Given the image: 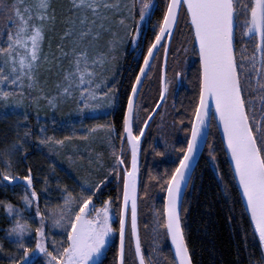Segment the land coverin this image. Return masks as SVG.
<instances>
[{"label":"snow or ice","instance_id":"1","mask_svg":"<svg viewBox=\"0 0 264 264\" xmlns=\"http://www.w3.org/2000/svg\"><path fill=\"white\" fill-rule=\"evenodd\" d=\"M73 12H82L79 19L81 28H75L76 21H69L68 28L61 40L72 39L74 47L64 52L58 45L61 57L72 56L70 70H65L62 81L57 82L56 95L44 96L50 108L57 107L58 98H67L79 91L82 103L79 112H98L102 109H112L119 102L118 89L113 86L107 91V81L97 82L96 67H104L109 57L107 54L90 58L87 48L78 50L89 37L98 39L99 32H93V26L100 20L99 28H104L107 15L104 12L119 13L121 8L127 9V17L121 16L119 25L124 31L122 37L113 33L109 41V51L117 44H129L134 53H140L142 64H137L139 71L135 74L134 82H130V94L126 97V109L122 113V133L120 134L121 149L126 138L131 149V170L124 169L123 175L118 171L125 163L121 155L117 154L114 146L111 152L112 165L103 171L96 180L78 177L75 180L79 191L73 193L67 186L60 188L63 203L55 208L46 207L42 212L39 207L38 193L34 187L32 169L29 167L25 175H18L14 171L13 157L23 151L26 159L27 148L33 133L30 127H24L19 135L21 123L18 121L17 139L11 146L0 151V187L19 184L23 195L19 197L25 206L17 208L11 203L0 201L5 215L12 220V225L6 230L7 237H15V251L9 254L12 264H34L37 253L44 257L43 264H102L101 257L111 247L114 236L118 235L119 246L114 257V264H126V234L135 241L134 255L138 264H153L146 259L138 232L137 210V173L138 153L144 128L134 135L133 124L139 116L140 108L136 97L140 92L142 78L147 77L153 67V61L158 59V49H163L165 55L168 45L165 40H171L174 28L177 26L181 13L186 15L191 30L192 52L198 56L197 70L199 82L198 102L192 110L191 127L186 135V146L172 147L177 153L178 164L171 170H165L156 179L160 189L166 191L161 211L155 213L154 223L166 230L167 236L174 246L175 264H193L192 256L185 239L182 227V212H187L181 194L185 193L196 183V167L198 153L201 146L208 144L210 118L218 117L222 127L223 140L226 142L227 154L230 155L229 165L233 175L231 179L238 181L241 190L244 211L250 214V222L254 225V234L258 236L261 248V262L264 264V0H165V7L161 9L162 18L153 22L152 17L159 8L158 0H130L121 4V0H71ZM138 5V7H137ZM21 0H0V20H7L4 28H0V36H7L0 46V119L9 113L15 115L18 109H23V122H28V107L37 97L29 96V105L25 106L24 98L27 88L37 90L39 85L38 68L41 61L42 45L45 40L46 25L54 23L55 16L49 15L50 0H35L34 4L24 7L21 13ZM87 13H91L89 20ZM131 20V23H127ZM110 30V29H105ZM152 34L149 40L148 34ZM184 51L187 53L188 49ZM114 58V57H113ZM135 59V55L133 57ZM47 61V57H44ZM182 76L177 73L178 80ZM169 91V81L166 75L161 77L160 102L166 98ZM19 97L20 99H17ZM104 101V103H101ZM160 103L156 104V108ZM37 120L39 110L37 109ZM152 119L149 115L144 121L145 127ZM53 125L56 121H52ZM40 135L37 136L38 145L48 147L52 152L62 148L65 140L47 136V128L38 125ZM106 128L109 136L116 131L114 123L98 125ZM96 127L90 132L96 131ZM166 150L168 145H165ZM163 156L164 152H157ZM71 161V158L69 157ZM206 166L211 165L215 170L219 184L228 194V185L217 163L215 148L208 144ZM103 169L104 165L100 164ZM55 174V166L50 169ZM122 180V204L117 212H113V204L117 197L109 196L102 200L104 188L112 182ZM47 191L48 178L44 179ZM95 198V199H94ZM100 200L101 206H96ZM34 208L35 220L38 226L33 229L32 223L24 216V212ZM115 216V219H114ZM231 219V217H229ZM50 221V228L63 230L65 239H49L50 228L46 222ZM118 221L119 227L113 224ZM147 228V225H145ZM46 228L49 230L46 231ZM34 232V247H29L30 237ZM51 249V250H50ZM0 251L3 246L0 245ZM249 264H252L250 261Z\"/></svg>","mask_w":264,"mask_h":264},{"label":"trees","instance_id":"2","mask_svg":"<svg viewBox=\"0 0 264 264\" xmlns=\"http://www.w3.org/2000/svg\"><path fill=\"white\" fill-rule=\"evenodd\" d=\"M65 1V0H64ZM64 1H61L62 7H64ZM58 5V7L61 6ZM159 8L152 17L153 22L162 18V11L165 7V0H158ZM60 10H62L60 8ZM64 9L62 10V12ZM65 18V16H64ZM63 18V19H64ZM6 20V19H5ZM3 20L2 23L5 22ZM187 17L181 13L180 21L182 26H180V34L183 35L184 25L186 23ZM183 33V34H182ZM178 34V33H177ZM149 40L152 39V34L148 36ZM183 36L173 39L169 50L170 58L173 55L174 50L176 53L182 49L185 45L183 41ZM177 48H174V45ZM172 54V55H171ZM119 61L116 64L117 70L114 74V78L122 77L123 82L119 84L120 92V103L117 108L114 117L109 119V122L114 123L116 126V131L112 134L118 135V143L121 144L120 134L122 133V113L126 109V97L130 94V82H134L135 74H138V63H129V58H126L125 48L118 56ZM126 58V59H125ZM141 64V63H140ZM189 67L186 68L184 75V83L180 88L179 105L180 110L177 113V125L182 126L184 129L185 136L181 142V146H186V135L190 131V121L192 119V110L198 102L199 94V82L197 70L199 68L198 56L194 55L193 52L189 55L188 59ZM126 70L125 73L120 74L119 70ZM161 70V64L159 66ZM148 84L143 89L139 99V108L142 109L141 116L139 118V129L143 127L144 121L147 119L149 114L152 112L156 106L161 91V71L151 70L149 73ZM160 85V86H159ZM29 103H25L28 106ZM43 104H37L39 109V120H37V114L33 113L31 110L32 104L28 107V122H23L22 114L19 111L15 115L9 113V115L0 119V151H3L11 146L13 142L17 139V122L21 123L19 128V135L23 134L24 127H30L32 130V137L30 142L25 144L27 148L26 159H22L21 156L25 155L23 151L17 153L13 157L14 171L18 175H25L27 169L30 167L32 169V174L34 177V187L38 193L39 197V207L43 212L46 207L55 208L57 205L63 203V198L61 195L60 188L67 186L69 191L77 193L76 189L78 186L75 180L78 177H87L92 180L97 179V175L100 178L104 170L102 171H87L90 169L92 162L94 160L95 148L102 147L98 153L102 155L104 146L98 143L96 140L93 141L92 146H86L78 142L75 146L65 145L60 148H56L54 151L50 152L48 147L38 145L37 136L40 135V129L38 125H44L47 128L46 135L52 136L58 139L54 134L58 133L57 129H61V124L66 123L68 119V113H70V107L67 108L65 104L61 105L58 110L47 113L41 112L40 109ZM51 109V108H49ZM0 110L3 109V105L0 104ZM37 113V112H36ZM68 114V115H67ZM159 114V113H158ZM55 120L56 124L53 125L52 121ZM65 120V121H64ZM108 122V123H109ZM107 130V129H106ZM149 134H155L149 130ZM138 132V131H137ZM97 134V132H94ZM111 134V136H112ZM208 144H211L215 148V155L217 156V163L219 168L224 175L225 182L228 185V194L225 195L224 188L219 184L216 173L214 172L211 165H207L205 161L208 157ZM208 144H206L205 149L198 160V166L196 167V183L194 187H190L184 196V207L188 211L182 212V227L184 228L185 239L188 244L190 254L194 264H258L261 262V248L259 246V241L257 235L254 234L253 226L250 222L248 214L244 211V205L236 184V181L231 179L233 175L229 165V161L226 156L225 148L223 146L221 136L216 124L215 119H211L210 131L208 136ZM111 146V144H110ZM104 150L105 160L107 158V168L111 156L112 149ZM154 143L148 148V151L143 150L141 155V165H140V186H139V196L143 204L139 203V222L143 227L141 228L143 232L145 231V236L147 240L151 238L154 240L160 238L159 242L161 251L164 252L160 254L157 251V255L153 256L151 253V259L153 264H175L174 256L171 251L166 230L159 228L156 225V236L151 231L149 222L151 217L148 213L149 209V194L153 193V201L156 202V208H153V215L158 211H161L164 204L165 191L160 189V184L156 179L152 177H158L165 172V170H171L178 164L177 156L171 155L170 158L157 155L156 151H151ZM83 150V151H82ZM92 151L94 152L92 154ZM171 152H169L170 154ZM71 158V161L69 160ZM167 158L168 160L164 159ZM157 158V159H156ZM113 159V158H112ZM123 159L126 165H129V151L127 147L123 150ZM101 161V159L99 158ZM112 164V163H111ZM52 166H55V174L53 175L50 171ZM96 168V166L92 165ZM3 164L0 163V168ZM48 178L47 191H43L45 188L44 179ZM60 185V188L57 187ZM23 195L22 187L17 185H10L7 187H0V201L13 204L17 208H24L25 206L20 201L19 197ZM24 216L29 219L32 223L33 229L38 226V218L35 220L31 219L34 216V208L28 209L24 212ZM231 217V219H229ZM150 218V219H149ZM50 228V221L46 222ZM12 225V220L5 215V210L3 206H0V245L3 246V251H0V264H12L9 257L10 253L15 251V237H7L6 230ZM147 225V228L145 227ZM140 229V235H141ZM49 229L46 228V231ZM63 230L59 229L58 232L54 231V228H50L49 238H54V234L60 236ZM29 247H34V232L29 238ZM151 243V245H150ZM133 244V243H132ZM129 243V247L126 253V264H138L137 259L134 255V247ZM147 245L152 246V242H148ZM118 249V241L115 242V249L113 253L110 254L111 263L114 264V257ZM42 264V263H41Z\"/></svg>","mask_w":264,"mask_h":264},{"label":"rangeland","instance_id":"3","mask_svg":"<svg viewBox=\"0 0 264 264\" xmlns=\"http://www.w3.org/2000/svg\"><path fill=\"white\" fill-rule=\"evenodd\" d=\"M61 1H64V0H50L51 8L49 9V15L54 14L55 21L54 23H49L46 25L45 40L42 45L41 61H40L39 68H38L39 85L37 86V90L29 91L27 88L24 89L25 91L24 104L29 103V99H28L29 96L37 97L38 99L31 103L32 104L31 110L33 109V113L35 114H37L36 113L38 109L37 104L39 103L43 104V106L40 108L42 109L41 112L43 113H47L46 111L48 110H50L51 112H55V110H58L61 105L63 104L67 105L66 106L67 108L70 107V113H68L69 115L67 114L69 117L66 123L61 124V129H57L58 133L60 134H54L59 140H63L65 137H70L71 139L65 140L64 144L71 145V147L75 146L78 142H80L81 145L85 144L87 147L92 146L93 141L96 140L98 143H101L102 146H104L103 148L104 150H106V152L109 149L107 145L110 146L111 144L110 149L113 150L112 146H114L117 151V154L118 155L122 154L121 157H123V153L120 152L121 144H119L118 141H116V137H114L115 135L112 134V136L110 137L106 128L96 127L98 125H106L109 122V119L111 117V114L114 111L115 106L112 109H102L95 113L88 111L82 115L78 111L79 108L82 107V103L78 104L77 102L80 99L78 90H74L73 95L71 97L58 98L56 108L49 109L50 107L48 106L47 101L43 99L44 96H53L57 94L58 92L56 88L57 82L62 81L65 70H70L72 67L71 54H69V56L67 57H61V52H60V49L58 48V45L62 46L64 52L70 53V49L74 47L73 40L72 39L61 40V37L63 36L64 32L68 28L69 21H76L75 28L77 29V31H79V29L81 28V25L79 24V19L81 15L84 14L82 12H73L71 0H65L64 7H62ZM8 2L11 3V2H14V0H8ZM34 2L35 0H21L22 15H27L26 13H24V10H23L24 7L31 6L34 4ZM129 2L130 0H121L122 5L125 3H129ZM59 4H61L60 7H58ZM60 8L62 10L64 9V11L62 12ZM102 14H106L108 17L107 20L104 21V28L101 29L98 27L100 23L99 19H97V24L93 26V32L94 33L99 32L98 39L92 40L91 37H89L88 40H86L83 44L78 46V50L87 48L88 55L90 58L96 57L100 55L101 53L107 54L109 59L104 64V67L101 68L97 66L95 69L97 73V82H100L102 80L107 81V88H103V91H107L109 88H112L113 86H115L119 91V84L121 83V81L123 82L122 77L114 78V74L116 72L115 70L116 64L119 61L118 56L120 55V53H122V51L125 48L126 58L128 57L129 58L128 62L131 63L132 57L135 54L133 51H131L132 46L129 44H123V45L117 44L114 50L109 51V41L113 39V35H112L113 33H116L117 37H122L124 35V31L122 27L119 25V19L121 18V16L127 17V9L122 7L119 13H115L112 11H108L105 13L104 10H102ZM87 16L89 20L92 19L91 13H87ZM2 22L3 20H0V28L5 27V25L7 24V20H5L4 23ZM126 22L130 24L131 20H127ZM105 29H110V30H105ZM179 33L181 32L179 31ZM6 39H7L6 35L0 36V42L5 41ZM0 46H6V45H4L3 43H0ZM173 47L177 48V45L175 44ZM182 54L183 53H181V56ZM159 55L160 57L158 61L155 64H153V67L150 69V71L154 70V68L156 69V71H161L159 69V66L160 64H162V58H163L162 51ZM174 55H176V49L174 50L173 55L170 58V64H168V69H167V74L169 77L168 78L169 91L171 88L174 89L175 82H176V72L173 69L174 63H175ZM45 56L47 57V61L44 60ZM183 56L186 57V53H184ZM121 70H123V66ZM149 73L147 75L148 81L150 77ZM159 81L161 83V78ZM172 82H173V87H171L170 85L172 84ZM145 86L146 85L142 86L139 92V98ZM17 99H20V98L17 97ZM101 103H104V101H101ZM137 103L139 105V99L137 100ZM17 111H19L20 114L23 113V109H18ZM161 117H162L161 113L157 114L155 118L153 119L152 127H151V131L154 132L155 134H159V137H157L156 139L155 134H149L151 138L149 141L146 140L147 144L145 148L142 147L141 155L143 153V150L144 152L148 151V148L150 147V145H152V142H153L154 146L153 148H151V151L153 152L156 151V153L164 152L167 158H170L169 156L171 155H173V157L177 156V153L173 152L171 148L175 147L178 149L181 147V142L183 141V137L185 136L184 134H182L184 130L181 125L180 126L177 125L176 115L170 117L171 121H174V125L172 123L169 124L170 125L169 131H164V130H161L160 128L158 129L156 124L158 123V121L160 122ZM93 127H96V131L94 132H97V134H94V132L89 131ZM138 132H139V129H138ZM160 134H162V137L160 136ZM134 135H137V134L134 133ZM155 141L157 142L158 146H156ZM166 144L169 146L167 150L165 147ZM98 149L101 152L102 147L98 146L95 148L96 156L94 157V160L92 162V165L96 166V168L91 165L90 169L87 171L95 172L99 169H100L99 171L107 170L112 165L111 163H113V159L112 157H110L108 168H107V158L106 160L103 158L105 157V152L103 150L102 155L100 156V154L98 153L99 151ZM169 152L171 153L169 154ZM93 153L94 152L92 151V154ZM166 157L164 159L168 160ZM99 158L101 159V161L99 160ZM129 160H130V152H129ZM100 164L104 165L103 169L100 168ZM129 165H130V162H129ZM129 165L125 167L129 168ZM98 178L99 177L97 175V179ZM76 189L79 191L78 187ZM153 200H154L153 193L151 192L149 194V200H148L149 209L147 211L151 217V220L149 222L150 229L154 233V236H156L157 228H156V224L154 223L155 216L153 215V212H154L153 208L155 210L156 202H154ZM139 203L143 204V202L140 200V196H139ZM143 223L144 221L142 222V224L140 223V229L143 227ZM58 230L59 228H54L55 232H58ZM159 239L160 238L158 237V239L154 241L152 238L150 240H147V237L145 236V231L143 232V230L141 229V242L144 248L146 259H151L152 252L156 255L159 253V256L160 254L164 253L161 251V247L159 244L161 240ZM149 241L152 242V246L150 247L147 245ZM130 243L132 244V242ZM153 253H152V256H153Z\"/></svg>","mask_w":264,"mask_h":264},{"label":"flooded vegetation","instance_id":"4","mask_svg":"<svg viewBox=\"0 0 264 264\" xmlns=\"http://www.w3.org/2000/svg\"><path fill=\"white\" fill-rule=\"evenodd\" d=\"M179 21H180V19H179ZM180 26H182V24H181V22H178V24L176 26V29H175V32H174V35L172 37L171 43H170V46H171V44L173 42V39L176 38V37L179 39L180 36H183V39H184L183 41L185 42L184 43L185 45L182 47V49H180L176 53V55H174V57H175V63H174V68L173 69L176 72L175 87H174V89L171 88L170 91L166 94L165 101H164V103H163V105H162V107L160 109V113L162 114V117L160 118V122L158 121V123L156 124L158 129L160 128L161 130H164V131H169L170 130V125H169L170 123H172L174 125V121H171L170 117L171 116H174V115L177 116V113L180 110V105H179L180 88H181L182 84L184 83V78H185L184 72H185L186 68L189 67V65H188V59H189V55L192 52V47H193V45H192V37H191V30H190V27H189V25L187 23V20H186V23L184 25V30H183V33L184 34L182 33L183 35H181L179 33ZM149 34H150V32H149ZM149 34H148V36H149ZM185 48L188 49V52L187 53L184 51ZM131 51L134 52L133 48H132ZM161 51H162L163 57H164V51H163V49H159V51H158V57H160L159 54L161 53ZM181 53H183V54L186 53V57H184L183 54L181 56ZM134 54L136 56H135V59L133 58L134 56L132 57V60H131L132 63L135 62V63L140 64V60L142 58L141 54L140 53H134ZM168 57H169L168 58V64H170V56H168ZM158 59L154 60L153 61V64H155L158 61ZM162 62H163V58H162ZM177 73H181L182 74V76L180 77L179 80L177 78ZM167 78H169L168 77V74H167ZM147 84H148V80H147V77H146L145 80H144V82H143V85H147ZM170 85H171V87H173V82ZM169 96H170V98H169ZM138 98H139V95H138ZM142 111L143 110L140 109L139 116L134 121V133L137 134V135L139 134V132H137V131L139 129V118L141 116ZM115 113L113 111L112 118L114 117V114ZM152 122L149 125V127L147 128V130L145 132V135H144V137L142 139V147L143 148H145V146L147 144L146 143V140L149 141L150 138H151V136L149 135V132H150L149 130H151ZM180 129H182V128H180ZM156 132H157V130H156ZM114 135H115L114 137H116V141H118V135L117 134H114ZM160 136L162 137V134H160ZM155 137L157 139V137H159V134H155ZM155 144H156V146H158L156 141H155ZM125 145L128 147V144H127L126 140L124 142V147H125ZM123 170H124L123 166H120V168L118 169V171L121 173V176L123 175ZM122 187H123L122 180L117 181V180H115L113 178L112 182L109 183L106 188H104L103 195L101 197L102 200H106V199H108L109 196H112V197L115 198L119 194L120 198L119 199H115V202L113 204V212L114 213L119 210V207L122 204ZM96 206L97 207H100L101 206L100 200H96ZM114 219H115V216H114ZM113 227L118 229V227H119L118 221L113 224ZM54 238H55V240H58L59 241V240L65 239L66 237L64 236V234H61L60 236H58L57 234H54ZM49 239L51 240L53 238H49ZM116 241H118V246H119V238H118V235L114 236V238L112 240V243H111V247L106 251L105 255H103L100 258L101 261H102V264H109V263H111L110 254H112L113 253V250L115 249V242ZM132 241L133 240L130 237V235L129 234H126V253H127L128 247H129V243L132 242ZM142 250H143V253H144L143 246H142ZM144 255H145V253H144ZM145 257H146V255H145ZM43 262H44V257L41 254L37 253L36 256H35V262H34V264H41V263L43 264Z\"/></svg>","mask_w":264,"mask_h":264},{"label":"water","instance_id":"5","mask_svg":"<svg viewBox=\"0 0 264 264\" xmlns=\"http://www.w3.org/2000/svg\"><path fill=\"white\" fill-rule=\"evenodd\" d=\"M175 29H176V27L174 28V31H175ZM171 40H172V38H171ZM171 40H170V41H169V40H165V41H164V43L168 45V49H169V46H170ZM158 50H159V49H158ZM167 57H168V52H167L166 55H165V53H164V59H163V65H162V74H161V77L164 76V75H167ZM152 63H153V62H152ZM145 78H146V77L142 78V84H143ZM142 84L139 86L140 89H141V87H142ZM119 94H120V93H118V95H119ZM138 95H139V93H138ZM138 95H137V97H138ZM137 97H136V100H137ZM163 102H164V101H163ZM163 102H160V99H159L158 103H160V107L162 106ZM160 107H159L158 109H156L155 112L152 111V113L150 114V115L152 116V119L148 121V126H149V124L151 123V121L153 120V118H154V116L156 115V113L158 112V110L160 109ZM117 108H118V103H117V105L115 106L114 113L116 112ZM155 108H156V106H155ZM147 119H148V118H147ZM210 121H211V118H210ZM215 121H216V124H217L218 130H219V133H220V136H221V140H222L223 146H224V148H225V152H226L227 159H228L229 163L231 164V158H230V155L227 154L226 142L223 140L222 127L219 125L218 117L215 118ZM210 125H211V123H210ZM148 126H147V127H145V125L143 126V128H144V134H145V132H146ZM209 131H210V128L207 129L208 136H209ZM143 136H144V135H143ZM143 136L141 137V141H140V150H139V153H138V169H139V170H138V173H137L138 232H139V186H140L141 143H142V138H143ZM125 140H126V138H125ZM125 140H124V141H125ZM123 144H124V142H123ZM205 146H206V144H204V145L201 146V149H200V151H199V153H198V156H197V159H198V160L200 159V157H201V155H202V153H203V151H204V149H205ZM129 149H130V147H129ZM121 156H122V154H121ZM122 166L125 167L124 164H123ZM124 169H127V170H129V171L131 170V149H130V165H129V168H126V167H125ZM213 170H214V169H213ZM214 172H215V170H214ZM215 173H216V172H215ZM216 176H217V175H216ZM236 184H237V187H238V190H239V193H240L241 199H242V203H243V205H244V201H243L242 193H241V190L239 189V186H238V181H236ZM15 185H17V184H15ZM185 193H186V192H185ZM185 193H182V194H181V199H182V201H183V199H184ZM165 197H166V191H165ZM247 214H248V213H247ZM248 217H249V219H250V214H248ZM252 226H253V229H254V225H252ZM139 236H140V235H139ZM167 237H168V241H169V245H170L171 251H172L173 256H174V246L171 245V239H170V237H169V236H167ZM257 238H258V236H257ZM132 240H133V244H134V247H135V241H134L133 238H132ZM136 259H137V263H138V258H136ZM193 264H194V263H193Z\"/></svg>","mask_w":264,"mask_h":264},{"label":"bare ground","instance_id":"6","mask_svg":"<svg viewBox=\"0 0 264 264\" xmlns=\"http://www.w3.org/2000/svg\"><path fill=\"white\" fill-rule=\"evenodd\" d=\"M140 63H141V64L143 63V59H142V58H141V60H140ZM158 65H159V64H158ZM115 70H117V67H116ZM119 71H120V72H119L120 74L126 72V70H124V69H123V70H119ZM119 103H120V100H119V102H118V106H119ZM140 242H141V239H140ZM141 248H142V243H141Z\"/></svg>","mask_w":264,"mask_h":264}]
</instances>
